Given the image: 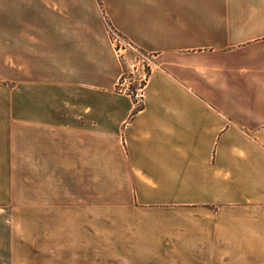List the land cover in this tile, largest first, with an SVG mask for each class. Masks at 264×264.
Wrapping results in <instances>:
<instances>
[{"label":"crops","instance_id":"obj_1","mask_svg":"<svg viewBox=\"0 0 264 264\" xmlns=\"http://www.w3.org/2000/svg\"><path fill=\"white\" fill-rule=\"evenodd\" d=\"M107 15L157 54L144 103L117 90L106 25L71 79L26 81V123L73 134L58 160L89 197L19 206L5 88L0 264H264V0H107Z\"/></svg>","mask_w":264,"mask_h":264},{"label":"rangeland","instance_id":"obj_2","mask_svg":"<svg viewBox=\"0 0 264 264\" xmlns=\"http://www.w3.org/2000/svg\"><path fill=\"white\" fill-rule=\"evenodd\" d=\"M107 16V0H0V94L18 88L13 200L19 206L89 197L83 190L89 180L74 178L58 160L59 152L72 154L73 134L26 123L25 84L71 79L75 47L101 36ZM67 159L72 166V156ZM96 181L97 200L104 202L108 182Z\"/></svg>","mask_w":264,"mask_h":264},{"label":"built area","instance_id":"obj_3","mask_svg":"<svg viewBox=\"0 0 264 264\" xmlns=\"http://www.w3.org/2000/svg\"><path fill=\"white\" fill-rule=\"evenodd\" d=\"M107 30L122 64L117 90L132 96L137 106H142L145 92L152 73L159 68L157 54L139 48L132 41L121 35L109 22Z\"/></svg>","mask_w":264,"mask_h":264}]
</instances>
